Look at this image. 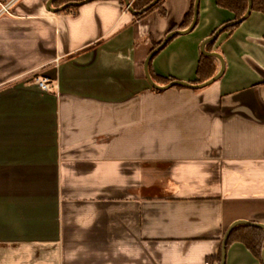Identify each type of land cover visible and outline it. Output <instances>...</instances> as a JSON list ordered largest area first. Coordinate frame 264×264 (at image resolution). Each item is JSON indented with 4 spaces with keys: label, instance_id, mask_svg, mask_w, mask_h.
Instances as JSON below:
<instances>
[{
    "label": "crops",
    "instance_id": "crops-1",
    "mask_svg": "<svg viewBox=\"0 0 264 264\" xmlns=\"http://www.w3.org/2000/svg\"><path fill=\"white\" fill-rule=\"evenodd\" d=\"M48 1L0 13V264H220L231 224L264 225V13L198 0L149 63L158 90L145 60L195 0H163L166 19L152 0ZM231 23L204 46L216 81L164 88L207 82L205 58L218 74L201 46Z\"/></svg>",
    "mask_w": 264,
    "mask_h": 264
},
{
    "label": "trees",
    "instance_id": "trees-1",
    "mask_svg": "<svg viewBox=\"0 0 264 264\" xmlns=\"http://www.w3.org/2000/svg\"><path fill=\"white\" fill-rule=\"evenodd\" d=\"M81 1L84 0H74L72 2ZM140 1L145 4L150 0ZM68 2H63V0H55L52 3V6L55 8H59ZM219 5L220 7L235 13L237 18L241 17L246 9L245 0H220ZM253 5L255 6V9H257V11L264 13V0H253ZM131 7L133 9H136V5H134V2L131 4ZM70 8L66 7L61 11H68ZM196 74L199 82H205L215 75V70L211 65L210 61L205 58L201 62H199ZM232 241L241 242L246 247V249L249 250L253 254V256H255L261 262V251L264 248V229L251 227L243 224L238 225L230 233L226 246Z\"/></svg>",
    "mask_w": 264,
    "mask_h": 264
},
{
    "label": "water",
    "instance_id": "water-1",
    "mask_svg": "<svg viewBox=\"0 0 264 264\" xmlns=\"http://www.w3.org/2000/svg\"><path fill=\"white\" fill-rule=\"evenodd\" d=\"M55 0H49L46 4V7L47 8H50V5L54 2ZM125 1V5L127 8H129L131 10V7H130V2L129 0H124ZM80 3L79 2H73V3H69V4H66L65 6H63L62 8H59V9H51V11L53 12H58L68 6H75V5H79ZM154 5V2L151 3V7ZM251 10V0H248V8H247V11L245 13V15L240 19L238 20L237 22L235 23H239L241 22L250 12ZM197 12H198V0H195L194 2V6H193V18H192V22L190 24V26L187 28V30H185L184 32H180V31H173V32H170L167 34V36L165 37V39L159 44L158 47H156L154 50H152L150 52V54L148 55L147 59L145 60V63H144V72H145V76L147 78V81L148 83L151 85L152 88L154 89H163V88H160L158 87L157 85H155V83L152 81L151 77L149 76V73H148V66H149V63L151 61V59L153 58V56L155 54H157L165 45L166 43L173 37L179 35V34H182V33H185V32H188V31H191L194 27H195V24H196V21H197ZM233 25L232 23L231 24H228V25H225V26H222L221 28H219L214 34L213 36H211L210 38H208L207 40H205L201 46V52L203 55L205 56H212V57H216L220 60V63H221V70L219 71L218 74H216L213 78H211L210 80H208L207 82L203 83V84H200L198 86H191L189 84H185V83H182V82H178V81H174L172 83H170L168 86L164 87V88H167V87H172V86H185V87H189V88H201V87H205L211 83H213L214 81H216L220 76L221 74L223 73V60L221 58V56L217 53H209V52H206L204 50V46L205 44L207 43H210V42H213L216 40L218 34L223 30L225 29L226 27L228 26H231ZM247 225V226H251V227H256V228H261V229H264V225L262 224H255V223H249V222H243V221H237V222H234L233 224H231V226L227 229V231L225 232L224 234V237H223V240H222V243H221V259H220V264H223L224 262V257H225V247H226V244H227V240H228V237L230 235V233L232 232V230L238 226V225ZM261 262L262 264H264V248L262 249L261 251Z\"/></svg>",
    "mask_w": 264,
    "mask_h": 264
},
{
    "label": "built area",
    "instance_id": "built-area-1",
    "mask_svg": "<svg viewBox=\"0 0 264 264\" xmlns=\"http://www.w3.org/2000/svg\"><path fill=\"white\" fill-rule=\"evenodd\" d=\"M15 1V0H10L7 4L2 5L1 9H0V13L1 12H7L8 11V7L11 5V3ZM33 83L35 84V86L41 91V92H54L57 90V85L54 84L52 81H50L49 79L45 78V77H35L33 79Z\"/></svg>",
    "mask_w": 264,
    "mask_h": 264
},
{
    "label": "rangeland",
    "instance_id": "rangeland-1",
    "mask_svg": "<svg viewBox=\"0 0 264 264\" xmlns=\"http://www.w3.org/2000/svg\"><path fill=\"white\" fill-rule=\"evenodd\" d=\"M0 1H8V0H0ZM69 1V2H68ZM72 1H74V0H63V2H68V3H73ZM75 1H77V0H75ZM152 2H154V5L152 6V9L154 8V9H156V8H158L157 10H158V15L159 16H161L163 19H166V18H168V16H169V10H167V9H165L166 7V5H162V2H163V0H152ZM67 3V4H68ZM159 6V7H158ZM188 26V25H187ZM189 27V26H188ZM187 27V28H188ZM186 28V29H187ZM173 31H175L177 28H175V27H173ZM172 31V32H173ZM166 37V36H165ZM165 37L161 40V42L165 39ZM160 42V43H161Z\"/></svg>",
    "mask_w": 264,
    "mask_h": 264
}]
</instances>
